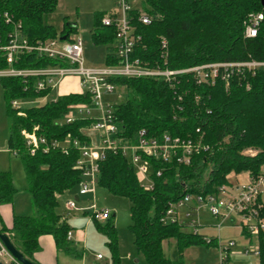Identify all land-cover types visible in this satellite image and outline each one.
Returning a JSON list of instances; mask_svg holds the SVG:
<instances>
[{"label": "trees", "instance_id": "1", "mask_svg": "<svg viewBox=\"0 0 264 264\" xmlns=\"http://www.w3.org/2000/svg\"><path fill=\"white\" fill-rule=\"evenodd\" d=\"M58 0H0L1 43L17 23L28 40L63 37L77 28L67 24L58 34L45 16L53 12ZM141 9L152 17L150 24L139 21L141 9L133 8L131 15L135 32L142 36L134 55L150 67L172 69L219 62L264 60V20L257 35H245V20L249 14L264 11L261 0H141ZM5 13L10 17L6 22ZM95 14L92 33L96 44H107L106 64L118 62L113 26L102 25V17ZM167 47H161V39ZM58 63L57 59L24 54L16 67H43ZM8 63L0 57V68ZM10 118V146L22 158L33 213L15 214L13 224H2L1 231L14 232L20 240L19 249L31 256L39 248V236L52 234L58 248L72 250L68 239L70 226L58 212L59 195L79 188L82 173L76 167L80 156L78 147L71 145L67 152L61 148L38 151L31 155L20 135V129L32 130L40 126L39 134L48 139L78 138L88 143L82 128L92 119L78 117L66 122L70 104L90 102L88 94L69 93L56 100L47 98L52 89L37 90V77L2 76ZM112 81L125 90V99L113 104V113L120 126V135L134 141L138 130L145 128L149 135L168 133L182 138L200 140L206 148L192 156L189 164L166 162L150 158L152 188L146 189L131 161L122 153H108L99 162L98 185L116 195L127 196L131 202L130 229L138 251L148 264H184L183 253L193 243L211 244L203 234L184 229L178 222L162 220L170 202L179 201L186 194L217 193L227 183L230 172L247 171L251 176L264 174V68L255 74H234L229 85L223 79L215 84H198L192 73L179 75L173 84L154 77H114ZM46 97V98H45ZM21 98L43 99L38 105L22 109L18 115L11 105ZM46 100H45V99ZM254 149L255 154L244 153ZM161 171L158 175L157 171ZM17 190L11 172L0 170V204L13 201ZM264 216V196L259 197ZM95 223L108 237L111 264H120L117 229L112 213L104 221ZM1 221V219H0ZM2 223V222H1ZM175 239L176 255L167 257L164 241ZM259 262L264 264V231L258 236Z\"/></svg>", "mask_w": 264, "mask_h": 264}, {"label": "built area", "instance_id": "2", "mask_svg": "<svg viewBox=\"0 0 264 264\" xmlns=\"http://www.w3.org/2000/svg\"><path fill=\"white\" fill-rule=\"evenodd\" d=\"M131 0H118L120 12H112L102 17V25L113 26L115 28L116 39L114 42L115 54L118 62L101 68L86 67L84 65L83 41L78 37L49 38L38 40L32 43L22 32L21 24L17 23L13 31L6 35V43H1L0 34V57L8 63L6 68H0V77L19 76L24 78L37 77L35 88L37 90L50 88L56 89L61 82L71 76L80 80L81 92L77 94H88L90 102L70 104L66 114V122H72L78 117H88L92 119L90 125L83 127V134L88 137V143L82 142L78 138H57L48 139L45 135L39 134L40 126L35 125L32 130L20 129L28 152L34 155L38 151L47 153L50 149L61 148L67 152L71 145L78 147L80 156L76 162V167L82 173V180L79 183V193L95 194L98 184L99 162L106 155L112 153H122L125 155L136 169V173L146 189L152 188L153 181L150 178L152 169L151 161L148 157L166 162L176 161L178 163L189 164L192 156L206 148L200 140L191 137L182 138L164 133L160 136L148 134L147 129L142 128L136 133L134 141L124 139L120 135V126L113 113V102L108 96L117 92L118 86L112 81L114 77H154L164 79L173 84L179 75L192 73L198 84H215L218 79H223L226 86L229 85L230 78L234 74L250 72L255 74L260 68H264V60L248 59L243 61H219L193 65L184 68L172 69L162 68L159 65L150 67L146 62L134 55L135 48L140 44L142 36L135 32L136 28L131 15ZM6 22H10V17L5 13ZM264 20V11L249 14L245 20V35L254 37L257 35L259 25ZM139 21L143 24H150L152 17L146 11L141 10ZM161 47H167V40L161 39ZM35 53L38 56L57 59L58 63L43 67H16L14 64L22 59L24 54ZM59 96L52 97L56 100ZM46 98V97H45ZM44 98V99H45ZM43 100V99H42ZM18 115L24 116L25 112L19 105L18 100L11 102ZM95 134L96 138L93 136ZM13 153L18 155L17 151ZM246 154H255L254 149H247ZM160 175L161 171H157ZM249 179L237 185V193H227L226 184L219 187L217 193L212 194H186L179 201L170 202L166 209L163 221L180 223L181 211H185L187 217V227L193 233H200L199 212L207 209L212 216L226 218L233 213L242 214L245 218L244 230L252 238L256 236V244L252 249L245 248L246 255L257 257L259 262L260 249L258 236L264 231V216L261 213L262 203L258 202L259 197L264 196V174L253 177L248 172ZM148 179V183L143 181ZM67 207H76L74 199L67 201ZM91 218L104 221L111 216L112 211L108 208H98L95 201L92 204ZM187 208H190L187 210ZM184 226L183 223H180ZM221 223L216 226L219 229ZM71 230L68 232V239L71 238ZM207 242L214 240L204 235ZM234 246V241L222 245L220 260L222 264L228 261L230 248ZM0 255H7L14 264L18 262L8 250L1 245ZM101 259L102 255L97 254ZM1 259V258H0ZM4 264L6 261L1 259ZM255 264V263H250Z\"/></svg>", "mask_w": 264, "mask_h": 264}, {"label": "rangeland", "instance_id": "3", "mask_svg": "<svg viewBox=\"0 0 264 264\" xmlns=\"http://www.w3.org/2000/svg\"><path fill=\"white\" fill-rule=\"evenodd\" d=\"M132 8L141 9V0H131ZM142 10V9H141ZM120 12L118 0H58L56 9L45 16V22L54 26L58 34L63 31L67 24H76L77 28L71 33V37L81 38L83 41L84 65L86 67L101 68L106 66V50L107 44H96L93 40L92 33L95 29V14L98 12ZM54 91L47 98L54 97ZM113 103H119L125 99V90L118 88L117 92L108 96ZM22 109L30 108L42 102V99L21 98L16 99ZM46 100V99H45ZM7 99L4 94L2 80L0 78V170L11 172L13 185L17 192L14 196L13 203L16 212L19 214H32V201L30 194L27 191V178L24 169L22 158L13 153L10 146V118L7 115ZM93 136L96 138L95 134ZM240 172L239 178L241 181L249 179V175ZM239 173L230 172L227 175L226 191L223 196H227L228 192L237 193V185L239 184L237 178ZM148 179L143 182L148 183ZM96 187V205L98 208H108L112 211V220L117 229L118 252L120 256V264H148L145 255L138 251L135 242L134 234L130 229L131 220V202L127 196L116 195L109 192L106 188ZM77 188H73L64 194L75 192ZM65 196V195H64ZM59 213H63V204L65 197H60ZM86 200V197H83ZM91 201V200H90ZM80 204V205H79ZM89 202L81 201L77 203L71 213L75 218H71L70 226L76 227L84 226L86 219H82L79 213L82 212V207L89 206ZM93 204V202H92ZM91 204V205H92ZM88 209L89 217L92 222L89 224L88 231V245L86 246V253L94 259L97 254H101L102 258L99 264H111V251L107 245L108 237L105 233L97 229L95 220L91 218L92 207ZM190 208H187L189 210ZM32 211V212H31ZM66 212V211H65ZM185 211H181L180 223L184 224V229L190 231L187 227L188 219L184 215ZM208 223L200 228V234H206L210 238H214L211 244L193 243L184 250V264H222L220 260L221 250L219 244H226L229 241H234V246L230 248V255L225 264H250L258 263L257 257L253 255H246L244 250L246 247L252 249L256 244V236L252 238L245 232L244 224L245 218L242 214L233 213L232 215L223 218L212 216L207 209H201L199 212V223ZM221 223L219 229L216 224ZM82 224V225H81ZM215 224V225H214ZM73 230V229H72ZM16 241L20 244L19 238L16 236ZM85 244L83 240L81 251ZM83 251V250H82ZM164 252L167 257L174 258L176 255L175 239H167L164 241ZM70 258L79 259L77 256L68 255ZM67 259L65 256H63ZM0 258L6 261V264H14L7 255H0Z\"/></svg>", "mask_w": 264, "mask_h": 264}, {"label": "crops", "instance_id": "4", "mask_svg": "<svg viewBox=\"0 0 264 264\" xmlns=\"http://www.w3.org/2000/svg\"><path fill=\"white\" fill-rule=\"evenodd\" d=\"M53 91L55 93L54 97L66 95L69 93H80L81 92L80 80L78 77H75V76L67 77ZM245 173L248 174V172H245ZM237 175H238L237 180L239 183L247 181V179L245 181H241L243 179L240 180L239 178L240 173ZM62 196L65 197V199H64V204H63L64 212L61 214H62V217L67 221V223L70 226V223H71L70 220L72 216L75 214L71 213V211L74 208H72L71 210L70 208L67 207V201L74 199L76 201V206H77V203H80L81 201H86V200L87 202L92 204V202L96 200L95 198L96 191L94 195L92 193L80 194L79 188H77L75 192H71V193L69 192L67 194L63 193L59 195V200L61 199L60 197ZM83 197H86V200H83ZM91 204H89V206L82 207L81 209L82 212L79 213L82 219L84 218L86 219V216H87L84 226H80L78 230L76 227L70 226L71 228L70 230L72 234H71V238L69 242H70V246L72 250L68 251L64 248H58L52 234H43L39 236V248L36 251H34L31 256H27L25 253L24 255L28 259H30L34 264H99L98 260L100 259H98L97 256L94 259H91V257L86 253V246L88 245L89 224L90 222H92L90 217L88 216L89 215L88 209L90 208ZM32 211H33V205H32ZM15 214H19V213L16 212V208H15L13 201L10 203L0 204V219H1L0 227L2 228V224L7 227H11L13 224V217ZM25 215H28V214H25ZM73 218L75 217L73 216ZM205 225H210V224L206 222L201 223L200 228H202ZM200 228H199V232H200ZM6 233L10 237L13 244L19 249L21 245L16 241L15 235L13 234L14 232H6ZM203 235H206V234H203ZM83 240H85V244L80 251L78 248L81 247L80 245H82ZM19 250L22 252L21 249ZM69 254L77 256L79 259H77L76 261L75 259H72V257L70 258V256H68ZM63 256H65L67 259H65Z\"/></svg>", "mask_w": 264, "mask_h": 264}, {"label": "water", "instance_id": "5", "mask_svg": "<svg viewBox=\"0 0 264 264\" xmlns=\"http://www.w3.org/2000/svg\"><path fill=\"white\" fill-rule=\"evenodd\" d=\"M261 3L264 7V0H261ZM63 39L66 38V35L62 37ZM1 245H3L8 252L21 264H34L30 259H28L23 252H21L11 241L10 237L6 232L1 231L0 227V250ZM0 264H4L3 261L0 259Z\"/></svg>", "mask_w": 264, "mask_h": 264}]
</instances>
